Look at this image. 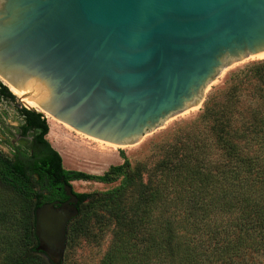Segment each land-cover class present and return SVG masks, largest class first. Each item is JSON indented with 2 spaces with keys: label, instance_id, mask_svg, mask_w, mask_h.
I'll return each mask as SVG.
<instances>
[{
  "label": "water",
  "instance_id": "95a60500",
  "mask_svg": "<svg viewBox=\"0 0 264 264\" xmlns=\"http://www.w3.org/2000/svg\"><path fill=\"white\" fill-rule=\"evenodd\" d=\"M263 54L264 0H0V82L107 148L199 108L226 69ZM63 189L66 201L34 211L37 249L54 264L78 214Z\"/></svg>",
  "mask_w": 264,
  "mask_h": 264
},
{
  "label": "trees",
  "instance_id": "16d2710c",
  "mask_svg": "<svg viewBox=\"0 0 264 264\" xmlns=\"http://www.w3.org/2000/svg\"><path fill=\"white\" fill-rule=\"evenodd\" d=\"M233 77L223 99L204 105L195 133L175 137L151 170L127 159L102 174L67 170L44 115L20 107V144L6 142L11 157L0 153V264H53L37 249L35 209L65 199L58 187L71 181L119 178L112 189L76 193L67 226L72 242L90 236V220L112 223L96 264H264V60ZM1 92L15 99L0 83Z\"/></svg>",
  "mask_w": 264,
  "mask_h": 264
},
{
  "label": "rangeland",
  "instance_id": "374dc122",
  "mask_svg": "<svg viewBox=\"0 0 264 264\" xmlns=\"http://www.w3.org/2000/svg\"><path fill=\"white\" fill-rule=\"evenodd\" d=\"M263 60L264 56L262 58L258 57L257 59L249 58L242 63L226 69L221 76L210 85L206 92L205 99L199 108L183 112L169 119L163 127L151 132L150 135L134 145L118 147L116 149L106 148L90 143L87 138L74 135L58 125L55 128V135L57 141H59V146L54 147L48 135H46V139L49 144L52 145L51 147L59 153L62 159V166L67 170L102 174L107 171L110 166L121 164L124 159L129 161L132 168L141 162H145L146 169L151 170L169 147V144L173 143L175 137L183 136L186 133H195L194 127L195 125L200 126L198 125V119L203 111L204 105L211 99H215L216 101L223 99L226 90L234 83L233 74L237 72V70L243 69L254 62ZM7 90L11 94L14 93L10 88H7ZM20 107L24 106L21 105L17 99L9 100L0 98V153L7 157H11L12 150L6 142L8 141L11 145L20 144L18 142L19 139L13 135L15 127L20 123L17 113ZM44 118L48 125V116L44 115ZM49 127L50 124L48 128ZM23 140H26L32 150L34 147L32 145V140ZM120 179L121 178L111 184L75 180L71 181L70 185L76 193L101 192L117 186ZM112 229L113 226L111 222L107 226L99 228L96 224H93V220H90V236L86 237L79 235L74 238L72 242H67L62 261L65 264L98 263L109 245ZM62 261L60 264H62Z\"/></svg>",
  "mask_w": 264,
  "mask_h": 264
},
{
  "label": "bare ground",
  "instance_id": "6f19581e",
  "mask_svg": "<svg viewBox=\"0 0 264 264\" xmlns=\"http://www.w3.org/2000/svg\"><path fill=\"white\" fill-rule=\"evenodd\" d=\"M264 56V54L263 55H261L260 56V58H262ZM8 88H10L11 89V91H13L14 92V94H16L17 96H20L21 94L18 92V91H16L15 89H13V88H11V87H9L8 86ZM21 101H23L24 102V104H26V105H28V106H30V107H36V105L33 103V102H31L30 100H27V99H22ZM47 115V114H46ZM48 116V122H49V124H50V130H49V132H48V138L51 140V142L53 143V146L54 147H57V146H59V141H57V138H56V135H55V128H56V126H57V124H55L54 123V121L52 120V118L49 116V115H47ZM80 136H82L83 138H86L84 135H80ZM107 148V147H106ZM116 148H118V147H114V148H112V149H116ZM63 153V152H62Z\"/></svg>",
  "mask_w": 264,
  "mask_h": 264
},
{
  "label": "flooded vegetation",
  "instance_id": "af4514ba",
  "mask_svg": "<svg viewBox=\"0 0 264 264\" xmlns=\"http://www.w3.org/2000/svg\"><path fill=\"white\" fill-rule=\"evenodd\" d=\"M0 98L2 99V98H5L4 97V93H0ZM5 99H7V98H5ZM17 113H18V110H17ZM17 128H18V126L17 127H15V130H14V132H13V135L16 137V138H18V139H20V135L18 134V130H17ZM27 139H30V137H26ZM58 191L60 192V191H63L64 192V189H63V186L62 187H58ZM65 194V193H64ZM75 194H76V192H75ZM68 198L65 196V199H63V200H61V199H55V200H53V201H60V202H64V201H66ZM50 202H52V201H50ZM78 206V201L76 202V204H75V207H77ZM71 207H74V205L73 204H71Z\"/></svg>",
  "mask_w": 264,
  "mask_h": 264
},
{
  "label": "crops",
  "instance_id": "0c3cea01",
  "mask_svg": "<svg viewBox=\"0 0 264 264\" xmlns=\"http://www.w3.org/2000/svg\"><path fill=\"white\" fill-rule=\"evenodd\" d=\"M51 145V144H50ZM52 146V145H51Z\"/></svg>",
  "mask_w": 264,
  "mask_h": 264
}]
</instances>
